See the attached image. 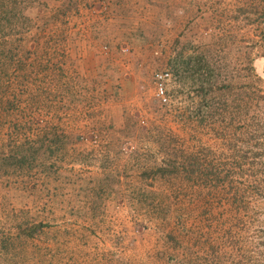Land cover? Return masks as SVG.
<instances>
[{
  "label": "rangeland",
  "instance_id": "rangeland-1",
  "mask_svg": "<svg viewBox=\"0 0 264 264\" xmlns=\"http://www.w3.org/2000/svg\"><path fill=\"white\" fill-rule=\"evenodd\" d=\"M0 264H264V0H0Z\"/></svg>",
  "mask_w": 264,
  "mask_h": 264
},
{
  "label": "built area",
  "instance_id": "built-area-1",
  "mask_svg": "<svg viewBox=\"0 0 264 264\" xmlns=\"http://www.w3.org/2000/svg\"><path fill=\"white\" fill-rule=\"evenodd\" d=\"M166 76H168V75L167 74L155 75V80L157 82L156 96L162 102H166V98L164 97V90H163V81H164Z\"/></svg>",
  "mask_w": 264,
  "mask_h": 264
},
{
  "label": "trees",
  "instance_id": "trees-1",
  "mask_svg": "<svg viewBox=\"0 0 264 264\" xmlns=\"http://www.w3.org/2000/svg\"><path fill=\"white\" fill-rule=\"evenodd\" d=\"M177 166L179 168L183 169V170H185L187 168V164L186 163H183V162H182V164L177 163Z\"/></svg>",
  "mask_w": 264,
  "mask_h": 264
}]
</instances>
